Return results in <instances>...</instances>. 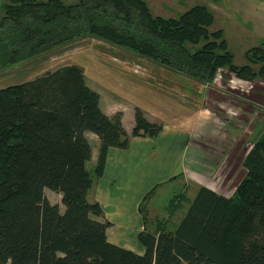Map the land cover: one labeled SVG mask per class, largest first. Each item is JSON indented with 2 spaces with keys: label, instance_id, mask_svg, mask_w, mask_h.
I'll return each instance as SVG.
<instances>
[{
  "label": "trees",
  "instance_id": "16d2710c",
  "mask_svg": "<svg viewBox=\"0 0 264 264\" xmlns=\"http://www.w3.org/2000/svg\"><path fill=\"white\" fill-rule=\"evenodd\" d=\"M10 4L0 19V70L95 36L153 61L160 77L174 81L181 75L212 85L225 68L242 80L264 81L263 47L248 50V64L236 65L203 6L174 20L153 16L145 0ZM100 99L76 65L0 90V264H264V137L245 156L246 175L233 197L203 186L191 200L185 196L177 205L174 199L168 217L184 203L186 215L172 228L162 220L156 231L146 229L139 237L143 256L108 241L111 223L94 220L103 210L88 201L108 151L128 149L132 138H155L163 126L136 108L128 133L122 113L106 115ZM87 133L101 141L93 173ZM47 190L61 196L64 212L48 200ZM151 196L141 206L146 221Z\"/></svg>",
  "mask_w": 264,
  "mask_h": 264
},
{
  "label": "rangeland",
  "instance_id": "374dc122",
  "mask_svg": "<svg viewBox=\"0 0 264 264\" xmlns=\"http://www.w3.org/2000/svg\"><path fill=\"white\" fill-rule=\"evenodd\" d=\"M11 1L0 0V19L3 17L6 7L11 5ZM61 1L66 5L79 2V0ZM145 1L153 16L174 20H178L194 7H206L215 19L211 31H223L229 49L234 55L236 65L248 64L245 56L248 50L260 47L264 49V0ZM85 56H91L103 64L115 68L126 77H132L148 85L150 84L155 89L161 87L173 94L177 93L182 102L189 101L190 104L197 105L201 109L213 111L220 119L215 139L213 142H208L206 137L194 138L195 140L192 142L189 152L188 168L194 169L200 172V175L206 177L208 185L219 194L227 198L233 197L236 187L246 175L243 167L245 156L253 147V143L260 137H264L263 80H257L255 83L248 82L238 78L237 74L225 68L219 69V77L212 84V87L202 85L195 87L185 84L183 81H174L170 77H160L161 71H156L157 65L153 61L140 58L133 51L113 46L95 36H88L79 41L55 48L43 56L32 59L20 66L0 70V90L24 84L64 66H79ZM250 56L253 57L254 55L251 54ZM257 69H259V66ZM210 90L215 91V93ZM258 94H261L263 99L258 102L259 106L255 105L254 107L249 104L250 101L253 103L250 99L261 97ZM242 106L243 108H241ZM251 108L259 109L257 112H260V114L255 112V109L253 114ZM223 124H226V126L228 124L230 131H224L222 129ZM229 154L230 158L234 157L232 162H227L223 167L215 169L217 160L221 161L225 156L227 158ZM91 173H93V170ZM194 187L196 188L195 185L191 184L188 194L185 193L190 199L196 195ZM163 192L155 196V201L166 206L169 194L167 191H165L166 193ZM185 194L176 198L177 205L181 204ZM46 197L52 204H59L62 212L65 211V208L61 205L59 195L47 190ZM148 208L147 203L145 211L150 216ZM187 208V204L184 203L181 210L172 218L169 217L170 228L181 222L187 213ZM165 216L164 218L167 220L168 215Z\"/></svg>",
  "mask_w": 264,
  "mask_h": 264
},
{
  "label": "crops",
  "instance_id": "0c3cea01",
  "mask_svg": "<svg viewBox=\"0 0 264 264\" xmlns=\"http://www.w3.org/2000/svg\"><path fill=\"white\" fill-rule=\"evenodd\" d=\"M79 67L84 71L87 85L100 94L102 111L109 116L122 113L123 125L128 133L135 127L136 108L144 112L149 122L163 126L162 132L155 138H132L126 150L111 148L104 174L88 194V201L99 203L103 210L102 217L94 216L93 219L111 223L107 230L108 241L143 256L146 248L140 242V235L146 229L156 231L158 222L166 219L164 217L168 215L174 199L188 194L191 184L196 186L195 194L203 186L216 191L200 172L188 168V157L194 138L206 137L208 142L214 141L220 119L211 110L201 109L189 101L182 102L177 93L161 87L155 89L150 84L126 77L91 56H85ZM176 77L185 84L201 85L181 75ZM258 96L261 97L250 99L253 103H247L259 106L263 96ZM254 109L251 108L253 114ZM256 109L255 112L259 110ZM222 129L230 131L228 124H223ZM86 137L92 146V160L88 164L92 172L98 164L101 141L93 133H87ZM230 159L229 154L227 158L217 160L215 169L231 163ZM162 191L169 194L166 206L155 201V196ZM149 194L152 195L147 202L150 216L147 215L146 221L141 206Z\"/></svg>",
  "mask_w": 264,
  "mask_h": 264
},
{
  "label": "built area",
  "instance_id": "2783aa9c",
  "mask_svg": "<svg viewBox=\"0 0 264 264\" xmlns=\"http://www.w3.org/2000/svg\"><path fill=\"white\" fill-rule=\"evenodd\" d=\"M218 77H219V74H218ZM218 77H217V79H218ZM216 81H217V80H216ZM207 86L209 87L210 85H206V87H207Z\"/></svg>",
  "mask_w": 264,
  "mask_h": 264
}]
</instances>
